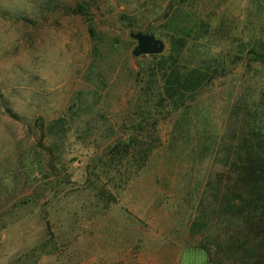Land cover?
Wrapping results in <instances>:
<instances>
[{
	"label": "rangeland",
	"instance_id": "1",
	"mask_svg": "<svg viewBox=\"0 0 264 264\" xmlns=\"http://www.w3.org/2000/svg\"><path fill=\"white\" fill-rule=\"evenodd\" d=\"M138 33L163 50L134 55ZM258 38L264 0H0V264H205L193 221L234 106L264 105V66L247 63ZM178 45L189 66L224 67L188 108L155 115L151 55ZM139 104L160 144L140 170L106 171Z\"/></svg>",
	"mask_w": 264,
	"mask_h": 264
},
{
	"label": "trees",
	"instance_id": "2",
	"mask_svg": "<svg viewBox=\"0 0 264 264\" xmlns=\"http://www.w3.org/2000/svg\"><path fill=\"white\" fill-rule=\"evenodd\" d=\"M167 13L165 16L169 17ZM178 18L171 24L172 42L174 39L176 44L183 46L186 34L184 28H179ZM179 34L180 38L176 39ZM251 43L247 54L252 56H248L247 63L264 66V41L258 38ZM180 45L168 54L151 55L156 62L149 66L148 79L141 89L143 101L151 103L155 115L166 107L171 112L188 108L194 97L214 81L219 69L224 67L213 60L189 66ZM239 100L215 141L213 160L220 169L207 180L208 201L202 204L198 218L193 221L194 230L199 227L204 231L200 240L209 257L205 264H264V105L246 97ZM135 114L141 118L134 126L136 133L111 143L104 153L106 158L101 161L106 171L134 168L136 172L159 146L156 126L146 125L151 111L142 109L139 104ZM206 153H210L209 147L203 148L202 154ZM125 173L128 171L122 172Z\"/></svg>",
	"mask_w": 264,
	"mask_h": 264
},
{
	"label": "water",
	"instance_id": "3",
	"mask_svg": "<svg viewBox=\"0 0 264 264\" xmlns=\"http://www.w3.org/2000/svg\"><path fill=\"white\" fill-rule=\"evenodd\" d=\"M135 36L139 39V43L133 52L136 56L141 54H157L164 48L163 43L154 35L138 33Z\"/></svg>",
	"mask_w": 264,
	"mask_h": 264
}]
</instances>
